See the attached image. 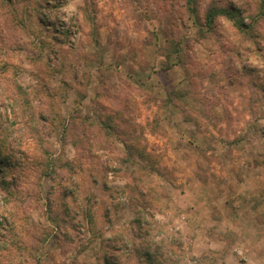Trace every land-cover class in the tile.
<instances>
[{
  "label": "rangeland",
  "instance_id": "rangeland-1",
  "mask_svg": "<svg viewBox=\"0 0 264 264\" xmlns=\"http://www.w3.org/2000/svg\"><path fill=\"white\" fill-rule=\"evenodd\" d=\"M192 1L0 0V264H264V0Z\"/></svg>",
  "mask_w": 264,
  "mask_h": 264
},
{
  "label": "trees",
  "instance_id": "trees-1",
  "mask_svg": "<svg viewBox=\"0 0 264 264\" xmlns=\"http://www.w3.org/2000/svg\"><path fill=\"white\" fill-rule=\"evenodd\" d=\"M45 3L50 6V1L51 0H44ZM195 1V0H194ZM9 2V1H8ZM188 2H193L192 0H188ZM197 3V2H195ZM46 5V6H47ZM237 8H240V7H236L234 5H230L228 9H220V8H215V7H212L210 8V10H208L207 14H206V21H207V24L208 25H212L214 24V22L221 16H227V17H231V19H234V17H237L238 15L240 16H243V11H240L238 10ZM264 10V7L263 5L260 7V10L259 12L256 14V15H253L251 17V21H250V26L248 24L245 23V18L244 16H246V19H249L248 18V15H244L243 17L240 18V20H237L235 22V26L239 29H242L244 32H247V31H250L252 28V23L255 24V26H257L256 24H259L260 22H264V14L262 13ZM41 22H44V19H41V18H38ZM255 38H260L259 37V34H256ZM30 119H28L27 121H24V126H25V131H29L30 127L33 126V123L29 121ZM37 137V136H36ZM36 139V138H35ZM34 140V137L33 136H30L28 137V140ZM11 149H13V147H10ZM40 163V162H39ZM16 173H19V172H16ZM23 172H21L22 174ZM74 174V173H72ZM18 176H15L14 180L15 182L17 183L18 182ZM20 180H22V176L20 177ZM10 186L11 184L8 182V181H0V204L1 206L0 207H3L5 208V211H6V217L3 218V221L4 223H1L0 222V246L2 248L4 247H7V248H10V247H19V244L20 243V237H21V231L23 230L22 228V225L21 224H18V220L16 219V214L14 212H11V209H10V203H11V200H12V197L10 195ZM7 192V196H5V192ZM69 194V193H67ZM18 213V212H17ZM67 214L69 215H74V217L77 216V212H72L68 209V212ZM73 216L72 218L75 219ZM60 230V228L58 227L57 228V232ZM20 232V233H19ZM124 234V236H126L127 233H125V231L122 232ZM59 233H56V235H58ZM63 236H67L69 237V234L65 231L63 233ZM18 238V240H14L13 238ZM164 239L167 240V238H163L162 240H159L157 241V244L155 245H150V246H147L144 248L143 252L141 254H139L141 257L144 253L145 256H148L149 258H152L151 255H154L152 261L150 262V264H159V260H162L161 264H165L164 259H165V256L164 254H162L161 251L162 250V244H164L165 241H163ZM119 240V239H118ZM174 244L173 242H169L165 245H172ZM176 245V243H175ZM181 242L178 244V248L179 250H182L181 248ZM146 246V245H145ZM153 248V249H152ZM115 249V248H114ZM113 249V250H114ZM118 250V249H116ZM109 258L106 260V262H108L109 264H120L118 263V261H116V258L115 256H108ZM142 261H143V257L141 258ZM158 259V260H157ZM131 261V260H130Z\"/></svg>",
  "mask_w": 264,
  "mask_h": 264
}]
</instances>
